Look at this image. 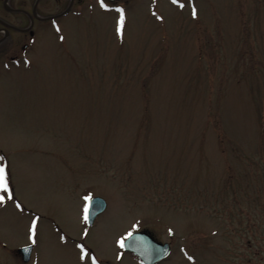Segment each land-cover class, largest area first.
<instances>
[{
  "label": "rangeland",
  "instance_id": "rangeland-1",
  "mask_svg": "<svg viewBox=\"0 0 264 264\" xmlns=\"http://www.w3.org/2000/svg\"><path fill=\"white\" fill-rule=\"evenodd\" d=\"M158 3L83 10L0 78V264H141L142 228L173 244L158 264H264V0ZM97 196L101 262L57 230Z\"/></svg>",
  "mask_w": 264,
  "mask_h": 264
},
{
  "label": "flooded vegetation",
  "instance_id": "flooded-vegetation-1",
  "mask_svg": "<svg viewBox=\"0 0 264 264\" xmlns=\"http://www.w3.org/2000/svg\"><path fill=\"white\" fill-rule=\"evenodd\" d=\"M170 1L177 5H187L190 0H180V3H177L176 0ZM142 2L147 3L146 6H149V11L150 9L152 11H150V14L155 17L154 13H156V9H160L158 6L159 0H104V3L108 4L107 8L103 6L101 0H0V78L9 74L13 70L35 66L37 60H34V55L38 54L43 43L47 41L50 36L56 37L57 43L61 44V22L65 19L71 16L80 15L83 10L94 8L110 9L113 13H119L121 12L120 9H123V12L128 13L135 8H138ZM0 159L5 162L6 165L9 164L7 153L2 148H0ZM94 198L89 200L87 212L88 226L86 230H84L83 236H67L59 226H57V230L60 234L66 236L71 243H74L77 246L83 245L84 248L88 250L87 255L90 258L91 256H95L96 261L101 262L102 260L98 258L92 247L85 241L87 234H89L88 231L97 227L99 217L108 208L107 201L103 197H100L105 200V209L97 214L95 219L90 221L89 210ZM139 231H146L156 241L168 243L170 245L169 255L165 259L154 264H158L171 256L173 244H171V242H163L148 228L133 231L126 237V239L131 234ZM123 244L122 249L125 253L131 255L141 264H145L134 253L124 250ZM26 246L33 247V244H28ZM33 249L30 259L27 262H24V264H28L31 261ZM105 263L117 264L108 260H106Z\"/></svg>",
  "mask_w": 264,
  "mask_h": 264
},
{
  "label": "water",
  "instance_id": "water-1",
  "mask_svg": "<svg viewBox=\"0 0 264 264\" xmlns=\"http://www.w3.org/2000/svg\"><path fill=\"white\" fill-rule=\"evenodd\" d=\"M105 200L96 197L92 200L89 210V220L95 219L97 214L105 209ZM124 250L130 251L138 256L145 264H154L165 259L170 253V245L156 241L146 231L131 234L123 244ZM33 247L26 246L19 249L23 262L30 259Z\"/></svg>",
  "mask_w": 264,
  "mask_h": 264
},
{
  "label": "snow or ice",
  "instance_id": "snow-or-ice-1",
  "mask_svg": "<svg viewBox=\"0 0 264 264\" xmlns=\"http://www.w3.org/2000/svg\"><path fill=\"white\" fill-rule=\"evenodd\" d=\"M177 3H180V0H176ZM101 3L103 4L104 7H108V4H105L104 3V0H101ZM121 12H123V9H120ZM195 14V10H194V13ZM121 26L123 24V18H121ZM0 186H2L5 190H8L9 189V185H8V181H7V178H6V173H5V169L3 167V165H0ZM8 194L10 195V191L8 192ZM4 199V196L3 195H0V200ZM83 250H84V255L86 256L87 255V252L88 250L86 248H84L83 245L80 246ZM83 258V257H82ZM91 259L93 261L96 260V257L95 256H91Z\"/></svg>",
  "mask_w": 264,
  "mask_h": 264
}]
</instances>
